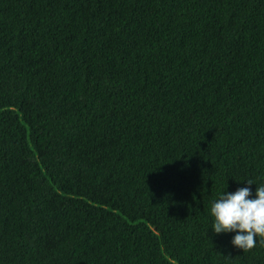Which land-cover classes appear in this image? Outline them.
I'll use <instances>...</instances> for the list:
<instances>
[{"label":"trees","instance_id":"16d2710c","mask_svg":"<svg viewBox=\"0 0 264 264\" xmlns=\"http://www.w3.org/2000/svg\"><path fill=\"white\" fill-rule=\"evenodd\" d=\"M261 183L264 0H0V264H264Z\"/></svg>","mask_w":264,"mask_h":264},{"label":"clouds","instance_id":"9594fccd","mask_svg":"<svg viewBox=\"0 0 264 264\" xmlns=\"http://www.w3.org/2000/svg\"><path fill=\"white\" fill-rule=\"evenodd\" d=\"M245 183L254 184L252 180ZM225 188L211 202L212 231L235 232L231 244L243 252L256 247L257 242L264 247V183L256 185L254 197L249 187H240L234 192H227Z\"/></svg>","mask_w":264,"mask_h":264}]
</instances>
